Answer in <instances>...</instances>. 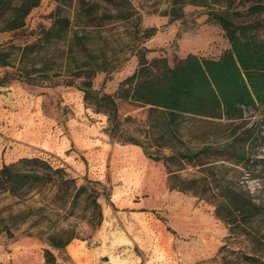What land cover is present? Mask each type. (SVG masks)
I'll use <instances>...</instances> for the list:
<instances>
[{"label": "rangeland", "instance_id": "obj_1", "mask_svg": "<svg viewBox=\"0 0 264 264\" xmlns=\"http://www.w3.org/2000/svg\"><path fill=\"white\" fill-rule=\"evenodd\" d=\"M131 1L142 16L141 26L157 27L144 42L149 61L165 58L172 66L188 53L217 58L229 46L220 26L207 21L204 6L187 3L185 16L170 22L162 14L169 0ZM54 7V0H41L22 29L0 33V43L10 38L15 43L32 41L41 26L50 25ZM122 31L119 27L104 33L110 46L120 47L128 41ZM95 43L100 44L101 38H95ZM113 60L111 72L100 71L93 78L94 89L114 93L137 67V57L130 49ZM9 70L0 68V76ZM117 108L120 128L145 137L149 106L118 98ZM182 132L194 148L201 145L202 137L233 143L229 152L220 148L218 153L202 154L200 165L171 164L180 178L204 175L208 167H214L217 177L264 205V102L244 108L242 117L236 119L188 120ZM122 139L110 133L108 114L84 101L79 80L73 85H66L63 77L42 85L19 80L0 85V166L20 157L38 156L64 167L77 184L85 179L98 182L101 225L90 235L85 221H71L85 238H74L67 245L66 259L54 251L58 264H248L242 262L244 252L264 260V217L256 218L248 233H230L211 199L170 189L164 161L148 158L140 145ZM135 146L140 152H135ZM237 153L244 154L241 161ZM135 164L139 165L136 173ZM39 205L45 207L42 212L36 210ZM50 206L46 191L21 199L0 193V264L43 263L47 244L26 231L30 226L33 232L44 227L46 220L40 215L50 213ZM36 221L43 224L36 225Z\"/></svg>", "mask_w": 264, "mask_h": 264}, {"label": "trees", "instance_id": "obj_2", "mask_svg": "<svg viewBox=\"0 0 264 264\" xmlns=\"http://www.w3.org/2000/svg\"><path fill=\"white\" fill-rule=\"evenodd\" d=\"M41 0H0V33L15 32L25 26L30 11ZM49 26H41L32 41L15 43L12 38L0 43V68H9L0 76V85L19 80L42 85L55 77H63L66 85L79 80L84 101L96 111L108 114L110 133L126 143L142 147L144 154L155 161L163 160L170 189L189 191L211 199L215 213L230 226V233H248L258 217H264V205L255 203L249 194L231 186L224 177H217L214 167L208 173L182 179L171 164H201L202 154L218 153L232 147V141H204L191 147L182 137L188 120L236 119L244 108L264 102V0H169L162 14L174 21L185 16V4L206 7L207 21L217 24L228 41L217 58L188 53L168 65L165 58L149 61L146 39L157 27H142V16L131 0H54ZM122 28L129 38L120 47L110 46L104 33ZM101 43H95V38ZM126 46V47H125ZM125 49L137 57V67L126 76L114 93L93 88V78L111 72L113 58ZM148 105L145 137L131 135L120 128L117 99ZM127 117L126 119H128ZM168 153H162V150ZM239 161L244 154L237 153ZM97 181L85 179L77 184L64 167H55L38 156H24L0 166V193L22 198L27 194H50V213L40 215L46 221L35 234L44 240L43 263L58 264L57 251L66 259L67 245L82 238L76 224L85 221L90 235L100 227L103 213L96 188ZM48 207V206H47ZM46 207V208H47ZM39 205L36 210L42 212ZM69 220L68 223H56ZM43 224L39 221L34 222ZM34 225V224H33ZM8 234L12 235L8 230ZM242 262L264 264L254 253L244 252Z\"/></svg>", "mask_w": 264, "mask_h": 264}, {"label": "crops", "instance_id": "obj_3", "mask_svg": "<svg viewBox=\"0 0 264 264\" xmlns=\"http://www.w3.org/2000/svg\"><path fill=\"white\" fill-rule=\"evenodd\" d=\"M133 148H134L135 152H140V151H139V148H138L137 146H135V147H133ZM140 160H141V159H140ZM138 168H139V165H137V164L133 165V171H134V173H136L135 170L138 169ZM126 181H127V182H129V181L131 182L132 180H131V179H126Z\"/></svg>", "mask_w": 264, "mask_h": 264}]
</instances>
